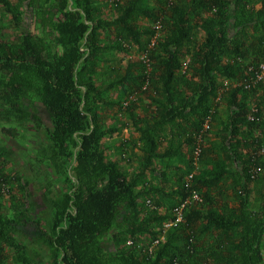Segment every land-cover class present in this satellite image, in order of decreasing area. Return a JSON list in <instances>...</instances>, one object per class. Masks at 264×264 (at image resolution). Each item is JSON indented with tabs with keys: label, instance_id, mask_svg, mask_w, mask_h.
<instances>
[{
	"label": "trees",
	"instance_id": "trees-1",
	"mask_svg": "<svg viewBox=\"0 0 264 264\" xmlns=\"http://www.w3.org/2000/svg\"><path fill=\"white\" fill-rule=\"evenodd\" d=\"M73 1L72 6L70 0H0L19 30L25 2L32 15L31 25L14 40H0L1 130L17 136L21 133L12 122L42 125L39 114L25 106L36 98L51 118L46 131L53 161L73 163L63 173L64 186L49 200L52 227L38 225L49 264H264V79L250 89L241 84L249 66L264 60V0L258 8L253 0H153L154 5L125 0L111 18L103 16L97 0ZM142 17L156 25L143 27ZM193 21L204 31L200 42L193 39ZM250 27L259 31L252 41L246 37ZM108 34L147 54L151 69H137L131 61L121 73L112 68L114 77L100 84ZM249 56L252 61L244 64ZM222 80L229 81L225 87ZM117 86L127 97L141 90L153 108L150 114H139L136 102L106 99ZM221 103L228 112L219 130L221 143L209 148L210 166L199 170L192 155L199 138L211 131H204L205 121H215ZM112 106L121 122L108 125L103 112ZM126 128L139 136L122 142L123 148L132 146L124 148L121 160L113 159L104 139ZM135 147L141 162L128 174L121 161ZM205 155L203 147L200 158ZM175 159L183 165L171 196L185 205L182 220L166 227L177 215L174 208H163V188L149 176L166 178L159 163ZM8 164L0 153V264L10 258L37 264L14 233L27 222L25 206L12 213L4 209L6 194H16L22 203L29 185L11 174ZM228 178L234 207L223 206L213 194ZM194 190L202 201L192 198ZM256 190L260 205L253 210ZM143 198H149L148 208ZM143 235L153 246L141 244ZM109 239L111 251L104 247Z\"/></svg>",
	"mask_w": 264,
	"mask_h": 264
},
{
	"label": "rangeland",
	"instance_id": "rangeland-1",
	"mask_svg": "<svg viewBox=\"0 0 264 264\" xmlns=\"http://www.w3.org/2000/svg\"><path fill=\"white\" fill-rule=\"evenodd\" d=\"M97 2L102 9L103 16L105 18H111L114 15L115 6L118 2L124 4L125 0H97ZM146 2L150 5H154L153 0H146ZM252 2L255 3L257 8L260 6L259 0H253ZM70 4L73 6L74 1L70 0ZM22 12L24 21L19 30L13 25L11 14L6 11L5 7L0 5V40L12 41L20 35V32L23 29L26 30L31 25L32 15L28 10L26 2L23 4ZM139 22L143 27L156 25L152 20L145 17L140 18ZM230 24H233L231 17ZM258 35L259 31L250 27L246 37L248 41H252L255 40ZM203 38L204 31L193 21V39L200 42ZM117 41H119L122 46L120 48L116 46L111 48L117 43ZM105 42L106 44H109V48L104 50L100 56V69L98 75V81L100 84L105 85L111 81L115 75V72L111 71L112 68L118 69L117 73H121V70L131 61L137 69L143 68L146 71L151 69L152 61L149 56L140 52L137 47L131 46L127 41L117 38L115 34H108V36L105 37ZM190 46L193 47V44ZM188 61L189 57L186 58V62ZM251 61L252 56H249L243 60V63L245 64ZM228 82V80H222L221 84L225 87ZM105 96L106 99L113 101L116 104L123 101L125 103L136 102L138 104V112L141 115L150 114L153 109L150 105V101L145 99L141 90L132 91L127 97L124 89L121 86H117L108 91ZM25 106L27 108H33L39 114L42 119V125L39 123L37 124L32 120L24 123L18 121L12 122L11 125H16L21 134L17 136H8L1 130L4 121H0V153L3 154L9 162L8 171L11 174L22 176L29 182V185L26 191L21 195L24 197V202H16L17 197L14 193L13 196L6 194L2 201L4 209L9 213H12V209L15 206H25L24 209L28 215L27 222L18 225L17 228H15L14 233L19 241L28 246L29 253L37 264H49L50 252L49 249L42 245L38 239V234H40L38 225L43 226L46 230H49L52 227L54 211L49 205V200L55 197L64 186L63 173L70 172L73 163L71 160L65 161L62 159L53 161L51 142L46 131L47 128L52 126V123L49 112L43 104L36 98H28ZM250 106L252 107V110L255 108L253 101H251ZM103 114L107 117L108 125H114L121 122V116L119 115V112L117 113L116 106L105 108ZM227 114L228 112L225 105L221 103L218 107L215 121L210 122L211 128L209 130L211 131L210 133L208 132L209 134H207V137H204L202 141L203 147H206L205 158L202 159L200 156L196 159L193 152V163L197 169L203 170L210 166L208 158L211 157V154L208 150L211 146L219 145L221 143L219 130L222 127V122L227 119ZM138 136L139 134L137 132L133 131L131 128H126L119 134H115L112 137H106L104 142L108 148V154L110 157L121 160L122 156L120 154L124 152V148L132 146V144H127L123 148L122 142H131L137 139ZM124 156L125 159L121 161V164L128 174H133L141 162L140 151L136 147L130 148L128 153H125ZM55 164H59L60 166H56ZM182 165L183 162L179 159L170 162H160L159 167L165 170L167 177L161 179L160 175L157 173H152L149 176V180L154 185L163 188L164 195L161 196L160 201L163 204L164 209L176 208V206H178L174 196H171L173 194L171 190L173 187L172 184L176 180V174L179 171L178 168ZM230 180L231 179L228 178L225 183L219 185V187L214 190L213 194H217L220 198V203L223 206L234 207L236 201L234 199V194L230 189ZM11 190L15 191V188L13 187ZM259 198V191L256 190L251 197V209H259ZM143 199L144 206L148 208L150 204L149 198ZM139 241L143 245L151 244L149 247L154 244L151 242L152 240L148 235L141 236ZM156 242L157 241H155V243ZM131 243V241H128L129 245H131ZM104 247L106 250H113V241L111 239L105 241ZM7 263L17 264L14 262L13 258H10Z\"/></svg>",
	"mask_w": 264,
	"mask_h": 264
},
{
	"label": "built area",
	"instance_id": "built-area-1",
	"mask_svg": "<svg viewBox=\"0 0 264 264\" xmlns=\"http://www.w3.org/2000/svg\"><path fill=\"white\" fill-rule=\"evenodd\" d=\"M157 27L159 28L160 26L158 25ZM263 79H264V60L261 63H259L257 66L254 65L249 66L247 71V77H245V79L241 82V84L243 85L244 88L250 89L253 86L257 85L259 82H261ZM210 122L211 120L209 119L205 121L204 131H208L211 128ZM202 140L203 137H200L194 149V154L196 159H198L202 154V149H203ZM191 176L192 175H190L189 177L191 178ZM192 198L196 201H202V197L200 196L199 192L196 190L192 192ZM184 205L185 203L178 205L176 206V208H174V211L176 212L177 215V219L175 220V222L167 223L166 227L172 226L173 224H176L177 222L182 220V209Z\"/></svg>",
	"mask_w": 264,
	"mask_h": 264
}]
</instances>
